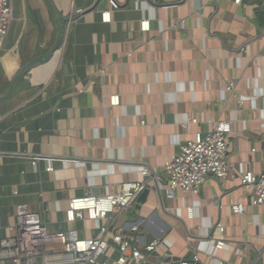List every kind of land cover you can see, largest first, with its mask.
Listing matches in <instances>:
<instances>
[{
  "label": "crops",
  "instance_id": "crops-1",
  "mask_svg": "<svg viewBox=\"0 0 264 264\" xmlns=\"http://www.w3.org/2000/svg\"><path fill=\"white\" fill-rule=\"evenodd\" d=\"M114 1L117 8L110 0H51L66 19L61 46L0 102V242L14 235L21 204L51 233L95 238L96 222L67 220L69 202L145 181L133 215L112 218L143 245L164 241L147 264L184 262L194 253L201 264H264V208L252 206L238 173H260L264 165V0ZM12 3L11 30L0 44V97L24 66L51 51L59 29L46 0ZM77 10L83 13L70 22ZM106 12L110 22L102 19ZM231 82L233 96L225 92ZM240 96L251 100L239 105ZM188 119L197 123L185 126ZM220 119L234 121L233 175L208 178L198 195L167 199L166 164ZM218 223L226 247L215 250L210 238ZM117 257L110 249L101 260Z\"/></svg>",
  "mask_w": 264,
  "mask_h": 264
},
{
  "label": "built area",
  "instance_id": "built-area-1",
  "mask_svg": "<svg viewBox=\"0 0 264 264\" xmlns=\"http://www.w3.org/2000/svg\"><path fill=\"white\" fill-rule=\"evenodd\" d=\"M186 0H181L183 3ZM242 0H236L240 4ZM111 6L117 8V3L110 0ZM82 10L70 16V22L80 16ZM14 18L12 0H0V44L8 36ZM105 22L111 21V12L103 13ZM144 31L149 30L148 22L141 23ZM236 91V84L231 82L225 89L230 96ZM223 92V97L225 95ZM251 98L240 96L239 105L249 102ZM111 106L120 105V97L113 95ZM197 123L195 119H188L185 126ZM146 122L142 121V125ZM234 134V121L220 119L212 131L203 135L196 133L192 139L186 140L180 146V152L174 155L165 166L167 178L165 194L167 199L175 200L189 194L198 195L208 178L214 177L226 180L233 175L234 167L229 162L230 139ZM255 152V150H253ZM52 160L48 159L50 163ZM51 171L52 168L47 169ZM140 173L144 177L160 184V175L151 174L147 167H141ZM242 187L250 193L251 204L264 208V165L260 173L253 170L238 172ZM147 190V182H126L116 185L114 193L103 195L89 192L82 198H74L69 202L67 220L69 222L94 221L98 224V235L91 239H80L74 231L49 232L48 227L41 220L40 215L31 213L26 205L16 208V225L14 235L0 242V264L10 260L18 264H147L149 259L164 244L161 239H154L142 244L135 234H127L117 230L112 215L118 212L134 213V207L139 197ZM236 216L243 214L242 205L232 207ZM189 217L193 216V208L188 209ZM109 220V221H108ZM113 221V222H112ZM102 222V224H100ZM107 222H111L109 225ZM133 231H137L134 229ZM224 225L218 223L211 235V243L215 250L224 249ZM111 241V243H110ZM110 249H114L118 257L114 260L107 258ZM190 261L200 262L198 253L189 257ZM155 264H190L188 261L175 263L172 260L160 259ZM223 264V263H220Z\"/></svg>",
  "mask_w": 264,
  "mask_h": 264
},
{
  "label": "water",
  "instance_id": "water-1",
  "mask_svg": "<svg viewBox=\"0 0 264 264\" xmlns=\"http://www.w3.org/2000/svg\"><path fill=\"white\" fill-rule=\"evenodd\" d=\"M48 6L50 7L52 13L55 15V17H57V19L59 20V29H58V35H57V39L56 42L53 46V48L51 49V51L46 55V56H41L38 57L36 59H34L33 61H31L29 64H27L26 66L23 67V69L21 70V72L17 75V77L14 79V81L12 82V84L10 85L8 91L6 92V94L4 96L0 97V102L9 98L11 96V94L14 91V88L17 84V82L23 77V75L35 64H38L40 62L43 61H47L50 60L53 55L59 50L61 44H62V40H63V35H64V23L66 21L65 18L59 17L58 13L56 12V10L54 9L51 0H46ZM172 261H176V259H172ZM190 264H201L200 262H194V261H190L187 260Z\"/></svg>",
  "mask_w": 264,
  "mask_h": 264
},
{
  "label": "rangeland",
  "instance_id": "rangeland-1",
  "mask_svg": "<svg viewBox=\"0 0 264 264\" xmlns=\"http://www.w3.org/2000/svg\"><path fill=\"white\" fill-rule=\"evenodd\" d=\"M40 262H41V260L39 259V260H38V264H39Z\"/></svg>",
  "mask_w": 264,
  "mask_h": 264
}]
</instances>
